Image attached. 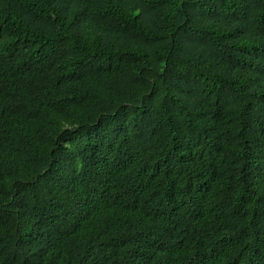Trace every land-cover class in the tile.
I'll return each instance as SVG.
<instances>
[{"label": "trees", "instance_id": "obj_1", "mask_svg": "<svg viewBox=\"0 0 264 264\" xmlns=\"http://www.w3.org/2000/svg\"><path fill=\"white\" fill-rule=\"evenodd\" d=\"M0 264H264V0H0Z\"/></svg>", "mask_w": 264, "mask_h": 264}]
</instances>
